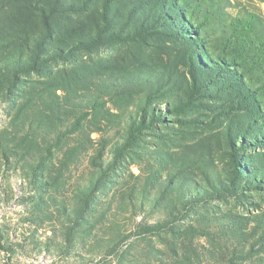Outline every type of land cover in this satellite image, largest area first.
<instances>
[{
    "label": "rangeland",
    "instance_id": "1",
    "mask_svg": "<svg viewBox=\"0 0 264 264\" xmlns=\"http://www.w3.org/2000/svg\"><path fill=\"white\" fill-rule=\"evenodd\" d=\"M0 264H264V0H0Z\"/></svg>",
    "mask_w": 264,
    "mask_h": 264
}]
</instances>
